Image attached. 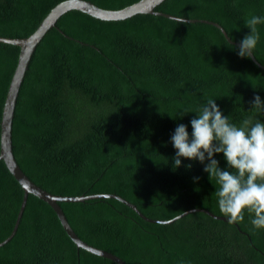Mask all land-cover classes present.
Masks as SVG:
<instances>
[{
	"label": "trees",
	"instance_id": "1",
	"mask_svg": "<svg viewBox=\"0 0 264 264\" xmlns=\"http://www.w3.org/2000/svg\"><path fill=\"white\" fill-rule=\"evenodd\" d=\"M61 1L0 0V36H29ZM90 1L119 9L137 0ZM156 10L216 21L240 42L250 34L249 16H264V0H163ZM257 29L253 54L264 65V24ZM238 46L200 20L64 12L38 43L21 84L12 127L19 165L54 194L115 193L151 219L193 208L224 216L219 184L203 170L207 160L182 157L174 168L171 136L179 124L191 135L194 111L209 98L237 126L264 123V109L250 104L256 95L264 100V68L240 57ZM19 53L18 45L0 41V121ZM214 158L228 170L222 153ZM23 193L0 160V242L12 231ZM59 204L80 238L126 264H264V229L253 228L254 213L230 224L191 211L163 223L114 197ZM0 264L118 263L77 246L53 207L29 193L16 233L0 246Z\"/></svg>",
	"mask_w": 264,
	"mask_h": 264
},
{
	"label": "clouds",
	"instance_id": "2",
	"mask_svg": "<svg viewBox=\"0 0 264 264\" xmlns=\"http://www.w3.org/2000/svg\"><path fill=\"white\" fill-rule=\"evenodd\" d=\"M260 24H264V16L253 14L246 20L245 25L251 31L240 41V57L253 55L260 40L257 29ZM250 104L251 109H264V100L259 95L254 96ZM194 112L197 116L190 121L191 135L187 125L179 124L171 136L176 149L174 168L181 166L182 157L202 164L207 160L203 170L219 184L215 196L227 222L244 221L247 211L254 213L250 221L253 228L264 229V123L252 124L251 119H245L242 126H237L224 116L215 98L207 99ZM219 153L224 155L228 170H222L214 158ZM193 179L198 181L199 177Z\"/></svg>",
	"mask_w": 264,
	"mask_h": 264
},
{
	"label": "water",
	"instance_id": "3",
	"mask_svg": "<svg viewBox=\"0 0 264 264\" xmlns=\"http://www.w3.org/2000/svg\"><path fill=\"white\" fill-rule=\"evenodd\" d=\"M163 0H137L125 7L119 8V9H110V8H104L101 7L95 3H93L90 0H63L56 4L49 13L42 19V21L39 23L38 27L35 29L33 33H31L27 37L22 38H11V37H3L0 36V41L3 42H10L18 45L20 47V53L17 61V65L15 67L14 73L12 75V78L10 80L8 90L6 93L4 106L2 110V117L0 121L1 125V132H0V160H3L10 172L13 174V176L19 181L21 184L24 193L21 200V204L17 213V217L14 223V226L12 228L11 233L0 242V246L8 242L16 233L21 217L23 215L24 209L27 204V199L29 193H33L37 195L39 198L45 200L48 202L53 209L56 211L64 229L68 233V235L73 239V241L77 244L79 247H83L93 253H96L98 255H101L103 257H107L112 259L118 264H126L125 261L118 255L114 254L113 252H110L108 250H105L103 248H99L97 246H94L92 244L87 243L84 241L80 236L75 232L71 224L69 223L66 214L62 207L59 204V201H84L90 198L95 197H114L125 204L131 206L133 209H135L141 216H143L146 219H149L151 221H160L163 223H169L174 220H176L180 216H184L185 214L191 212V211H204L208 214H210L213 217L220 218L227 220L226 217L221 215H216L209 211L208 209L204 208H193L189 209L176 217H173L169 220H158V219H151L149 217H146L140 209L132 202L127 200L126 198L115 194V193H98V194H81V195H75V196H66V195H58L54 194L37 183H35L21 168L19 165L14 151H13V141H12V127H13V118L15 114V108H16V102L17 98L19 96V91L21 88V84L24 80L26 70L28 69L29 63L32 58V54L34 50L36 49L38 43L41 41L42 37L45 35V33L51 28L56 25L57 19L60 15H62L64 12L70 10V9H79L81 11H85L93 16L102 18V19H124L130 16H133L137 13H153V14H159L166 17L174 18L176 20H184V21H204L211 24H214L218 28L222 30L225 37L228 41L235 43L237 45L240 44V42H235L231 39L229 34L226 32L224 27L212 20L208 19H195V18H185V17H179L167 12H162L156 10V6L161 3ZM251 58L261 67L264 68V65H262L254 56V54L251 56Z\"/></svg>",
	"mask_w": 264,
	"mask_h": 264
}]
</instances>
